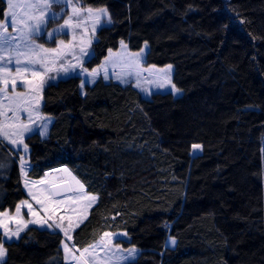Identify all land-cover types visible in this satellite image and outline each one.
I'll return each mask as SVG.
<instances>
[{
	"label": "trees",
	"instance_id": "trees-1",
	"mask_svg": "<svg viewBox=\"0 0 264 264\" xmlns=\"http://www.w3.org/2000/svg\"><path fill=\"white\" fill-rule=\"evenodd\" d=\"M82 2L113 15L87 67L121 41L132 51L147 43V63L173 64L183 93L146 98L103 77L85 93L79 76L45 87L42 113L53 120L48 137L26 138L28 175L67 165L98 196L74 245L123 231L122 246L140 251L124 264H264V0ZM0 165V212L13 211L26 194L5 142ZM62 241L30 225L5 243L4 264H64Z\"/></svg>",
	"mask_w": 264,
	"mask_h": 264
},
{
	"label": "rangeland",
	"instance_id": "rangeland-1",
	"mask_svg": "<svg viewBox=\"0 0 264 264\" xmlns=\"http://www.w3.org/2000/svg\"><path fill=\"white\" fill-rule=\"evenodd\" d=\"M6 2V10L2 18H0V21H5L7 19L6 13L8 12V4L7 0ZM18 3H22L23 0H17ZM73 3H75L78 7L82 9H88L91 8L93 10L104 8L107 10L108 17L111 19V23H103V26L110 25L113 23V15L111 11L106 7H93V6H87L84 5L82 0H73ZM65 8V6L61 4H53L52 6V12L55 13H61V9ZM17 11H20V9H17ZM38 14V13H37ZM72 14V8L69 6L65 8V11L61 13V16H58L54 19H50L47 22L46 25V31L45 34L33 37V40L36 44L43 45L45 49H53L57 48L60 41H64L65 44H68L70 41L73 45H75V50L73 52H70L67 56L61 57L59 60H54V54L52 53H43L39 52L38 49H33L35 52H39V56L46 58V66L47 68L51 69L50 71L44 72L43 69L39 66H33L35 70L40 71L44 78V83L42 87L39 89V91H32V88L25 83L23 87L20 86L21 81H31L34 80L31 73L24 74L21 72L20 75H17L16 69L14 66L16 56L14 53H6L5 54V61H0V67H3L8 59V56H12V65H8V69L10 72V75L5 73L6 79H13L15 78L17 80V92L24 93L26 98L28 99L29 103L25 105V107H28L31 112V120L29 119V113L28 112H20V120L19 123H23L25 125H28L30 128L33 129L31 132H26L23 136V143L19 144V147L12 146L8 141H4L6 144H8L16 153V157L19 163L20 173L22 177V183H23V189L25 191L26 196L18 203V205H21L20 211L17 212V206L15 210L10 211H2L0 212V232L2 233L3 239L0 243H3V247H5V225L7 226V229L10 233L17 232L18 229H22L19 231L18 236H12L11 239L7 241H13L19 239L21 234L30 226L35 225L40 228H47L52 231H59L63 235V241H62V248L64 251L63 245L66 243L68 244L69 248L72 250V254L76 257H80L81 253L84 252V249H78L72 240V234L73 230L69 231V236H71V240H69L67 237H65L63 231H61L60 228H56L55 224L59 223L62 225V227L67 228L68 227V220L64 219L63 221L60 220L61 216H71L73 218V222L77 223L79 219H83V221L88 217L90 209L97 203L98 196L96 194L90 193L85 188L84 194L88 195H94L97 197V200L92 203V205L89 207L86 202L81 201L78 204H74L72 207L76 209L75 212L67 211V205L61 206L58 210V212L50 216L49 213L44 211V206L38 205L36 203V200L33 199V197H37L39 199H45V197L51 196V189L50 184L47 182H42L39 179H34L29 177L28 171L31 168V161H30V147L26 144V138L29 135H32L34 133H38L41 135V137L46 138L49 134L50 125L52 123L53 118L51 116L45 115L42 113V106L44 102V89L45 87L51 83H56L60 79L69 78L71 76H79L82 80H87V82L84 84L83 87H81V92L85 93V89L87 85H91L96 79L99 77H103L105 80H114L121 82L123 84H133L135 87H137L144 97L151 98L152 95L156 92H163V93H172L175 96H180L183 91L180 89L173 81V75L175 71V66L173 64H166V65H156V64H148L147 63V53L149 51V45L146 43L144 44L143 48L137 51H132L128 44L123 41V46L120 45L117 49H111V51H108L107 56L104 58L102 63L94 68H89L86 65V62L93 56V43L98 38V32L103 27L97 26L95 33L92 32V20L87 17V12H83V14L79 17H74L73 23L79 24V27H75L72 29H65L66 35L62 33L54 34L53 37H49L46 33L53 32L54 29H56L59 25H62L64 23V19H67L69 15ZM108 17H101L102 21H106ZM9 32H12V29L9 28ZM13 35H16V33H13ZM53 40L55 42H53ZM89 40H91L90 44V50L91 55L87 57L85 61L82 62V68H87L89 70V74L91 73L92 69H97L98 74L95 76H91L89 74H85L82 71V68L77 67L74 70L64 73L61 71L62 65H68V64H77V60L74 59V56H79V48L82 46V42L86 43ZM27 45V46H26ZM32 47V45L29 42H26L24 40H20V47L17 49V51L21 53H27L29 51V48ZM143 50V51H142ZM136 54H139L137 56ZM21 61L25 60L24 56L19 57ZM107 58V59H106ZM170 66V67H169ZM107 74V75H105ZM119 77V79L117 78ZM139 84V86H137ZM160 85H163V87H160ZM174 85L175 89H178L179 92H175L172 90L171 86ZM2 87V85H0ZM34 87V85H33ZM9 94H11V87H9ZM38 101V103H37ZM6 103V102H5ZM12 113L10 111L7 112V117H11ZM7 117L0 116V121H6L9 123H17L14 120H7ZM39 117V119H38ZM46 125V128L44 127ZM43 133V134H41ZM13 139H16V137H12ZM24 145H27V150L25 151ZM202 151V148L200 146L199 149L192 148V154H197ZM23 157L25 163L22 165L20 157ZM59 167V166H58ZM55 168V167H54ZM52 169V168H51ZM49 170V169H48ZM47 171V170H46ZM45 171V172H46ZM73 171V170H72ZM44 172V173H45ZM44 175V174H43ZM85 186V185H84ZM71 195V194H68ZM53 199H63V196L57 197ZM22 201H27V204H30L32 207L29 209L27 205L21 204ZM32 211H35L38 213V215H32ZM41 218L48 221L49 224H52L53 227L48 228L43 226L40 223H33V221H38ZM21 222V223H18ZM24 223H27V226L24 227ZM81 224V223H80ZM110 234L109 236H105V233L101 236L100 239H98L96 242L92 243L86 248L89 249L88 252L84 253L83 258L79 260H65L64 264H124L129 259H132L138 255L140 252L135 247H128L124 248L121 244L122 239H128V235L126 232L119 231V232H106ZM172 239H175L173 236H169L166 241V246L174 247L176 245V239L175 244H171L170 241ZM96 245H100V247H97ZM104 245H107V247H103ZM118 246V247H117ZM135 249L134 253H130L128 250ZM7 256L3 257L2 260H0V264H4ZM65 256V252H64Z\"/></svg>",
	"mask_w": 264,
	"mask_h": 264
},
{
	"label": "snow or ice",
	"instance_id": "snow-or-ice-1",
	"mask_svg": "<svg viewBox=\"0 0 264 264\" xmlns=\"http://www.w3.org/2000/svg\"><path fill=\"white\" fill-rule=\"evenodd\" d=\"M63 4L65 8L71 7L72 14L68 16L67 19H64V23L59 25L53 32L46 33L49 37H53L54 34L64 33L67 34L65 29H72L75 27H79V24H74V17H79L83 14V12H87V17L92 20V32L93 34L96 31L97 26H103V23H111L110 17H108L107 10L104 8L93 10L91 8L82 9L78 7L73 0H23L22 3H18L17 0H7L8 4V12L6 13L7 19L5 21H0V61H5L6 53H14L16 56L15 63L12 65V56L9 55L6 64L3 67H0V116L7 117V112L10 111L12 113L11 117H7V120H14L17 123H9L6 121H0V144H3L4 141H8L12 146L19 147V144L23 143V136L26 132L33 131L28 125L23 123H19L20 112H28L29 119L31 120V112L28 107H25L29 103L24 93L17 92V80L15 78L9 80L5 78V73L10 75L8 65H12L16 69L17 75H20L21 72L24 74L31 73L34 80L31 81H21L20 86L23 87L25 83H27L32 91H39L44 83L43 75L40 71L35 70L33 66L39 65L44 72L50 71L51 69L46 66V58L39 56V52H43L45 54L52 53L54 54V60H59L61 57L67 56L70 52L75 50V45L70 41L68 44H65L64 41H60L57 48L53 49H45L43 45L36 44L33 40V37H37L45 34L47 22L50 19H54L58 16H61V13L65 11V8L61 9V13L52 12L53 4ZM20 9V11H17ZM38 13V14H37ZM101 17H108L106 21H102ZM9 28L12 29V32H9ZM16 33V35H13ZM24 40L29 42L32 47L29 48L27 53H21L17 51L20 47V40ZM53 42H55L53 40ZM123 41H121V45L123 46ZM91 40L84 43L82 42V46L79 48V56H74V59L77 60V64H68L62 65L61 71L64 73H68L74 70L77 67L82 68V62L87 59L88 56L91 55L90 50ZM27 46V45H26ZM33 49H38L39 52L33 51ZM111 51V50H109ZM143 51V50H142ZM139 56V54H136ZM20 56H24L25 60L21 61ZM107 59V58H106ZM170 67V66H169ZM82 71L85 74H89V70L87 68H82ZM97 69H92L89 75L95 76L97 75ZM107 75V74H105ZM119 79V77H117ZM87 80L81 81V87ZM34 85V87H33ZM139 86V84L137 85ZM9 87H11V94H9ZM163 87V85H160ZM172 90L175 92H179L178 89H175V86H171ZM6 102V103H5ZM38 103V101H37ZM39 119V117H38ZM46 128V125L44 126ZM43 134V133H41ZM12 137H16L13 139ZM194 149H199L200 145H193ZM25 151L27 150V145H24ZM21 164L25 163L23 157H20ZM3 167V165H0ZM67 171V169H65ZM75 180V178L73 177ZM77 185H79V189L77 191H73L72 189H67V192H71V195H65L60 190H56L51 193V196L45 197V199H39L37 197H33L36 200L38 205L44 206V211L49 213L50 216L55 215L61 206L67 205V211L75 212L76 209L72 207L74 204H78L81 201L87 203L90 207L93 202L97 200V197L91 194L85 195L83 188L84 186L80 183V181H75ZM55 187V186H54ZM63 195V199H53L52 197H61ZM21 204L27 205L29 209H31V205L27 204V201H22ZM21 205H17V212L20 211ZM32 215H38L35 211H32ZM64 219L68 220V227L64 228L61 224H55L56 228H60L63 231L65 237L71 240V236H69V231L73 230L76 227H79L80 223H83V219H79L77 223L73 222V218L71 216L65 217L61 216L60 220ZM21 223V222H18ZM33 223H40L45 227L51 228L52 224H49L47 220L41 218L38 221H33ZM27 226V223H24V227ZM22 229H18L15 233H10L5 225V242L11 239L12 236H18L19 231ZM110 234L105 233V236H109ZM171 244H175V239L170 241ZM100 247V245H96ZM64 260H79L83 258L84 253L88 252L89 249L85 248L84 252L81 253L80 257H76L72 254L71 248H69L68 244H64ZM92 247V246H89ZM103 247H107L104 245ZM118 247V246H117ZM130 253H134L135 249L128 250ZM6 255V249L3 247V243H0V260ZM87 264V262H85Z\"/></svg>",
	"mask_w": 264,
	"mask_h": 264
},
{
	"label": "bare ground",
	"instance_id": "bare-ground-1",
	"mask_svg": "<svg viewBox=\"0 0 264 264\" xmlns=\"http://www.w3.org/2000/svg\"><path fill=\"white\" fill-rule=\"evenodd\" d=\"M65 169H67V171H65ZM73 177L75 178V180L73 179ZM39 180L42 182H47L48 184L60 181H69L71 186L73 187V191H77L79 189V185H77L75 182L76 180L80 181V183L84 186L81 180L67 165H62L47 170ZM84 189L85 187L83 188V190Z\"/></svg>",
	"mask_w": 264,
	"mask_h": 264
},
{
	"label": "water",
	"instance_id": "water-1",
	"mask_svg": "<svg viewBox=\"0 0 264 264\" xmlns=\"http://www.w3.org/2000/svg\"><path fill=\"white\" fill-rule=\"evenodd\" d=\"M194 145H200L201 148H202V151L200 153H197V154H192V157H196L197 155H200L202 154L203 152V145L202 144H194ZM193 148V146H192ZM77 176V175H76ZM78 177V176H77ZM55 186V187H54ZM50 189H51V193L56 191V190H60L62 193H64L65 195H68V194H72L71 192H67L66 190L67 189H72L73 190V187L71 186L70 182L69 181H60V182H54V183H51L50 184ZM63 196V195H62ZM54 198H57V197H54Z\"/></svg>",
	"mask_w": 264,
	"mask_h": 264
}]
</instances>
